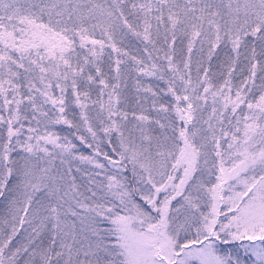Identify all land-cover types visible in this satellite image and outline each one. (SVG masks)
Returning <instances> with one entry per match:
<instances>
[{"label": "snow or ice", "instance_id": "obj_1", "mask_svg": "<svg viewBox=\"0 0 264 264\" xmlns=\"http://www.w3.org/2000/svg\"><path fill=\"white\" fill-rule=\"evenodd\" d=\"M0 264H264V0H0Z\"/></svg>", "mask_w": 264, "mask_h": 264}]
</instances>
